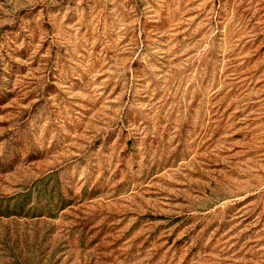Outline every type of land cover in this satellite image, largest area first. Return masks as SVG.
<instances>
[{
	"label": "rangeland",
	"instance_id": "obj_1",
	"mask_svg": "<svg viewBox=\"0 0 264 264\" xmlns=\"http://www.w3.org/2000/svg\"><path fill=\"white\" fill-rule=\"evenodd\" d=\"M0 264H264V0H0Z\"/></svg>",
	"mask_w": 264,
	"mask_h": 264
}]
</instances>
